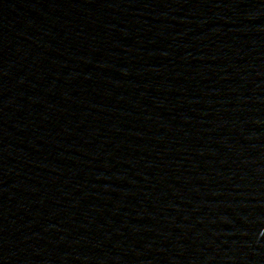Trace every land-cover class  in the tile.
<instances>
[{"label":"water","instance_id":"95a60500","mask_svg":"<svg viewBox=\"0 0 264 264\" xmlns=\"http://www.w3.org/2000/svg\"><path fill=\"white\" fill-rule=\"evenodd\" d=\"M0 264H264V0H0Z\"/></svg>","mask_w":264,"mask_h":264}]
</instances>
